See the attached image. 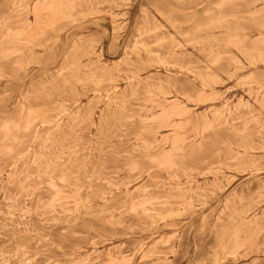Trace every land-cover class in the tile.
Here are the masks:
<instances>
[{
	"label": "rangeland",
	"instance_id": "1",
	"mask_svg": "<svg viewBox=\"0 0 264 264\" xmlns=\"http://www.w3.org/2000/svg\"><path fill=\"white\" fill-rule=\"evenodd\" d=\"M50 1L0 0V264H264V0Z\"/></svg>",
	"mask_w": 264,
	"mask_h": 264
},
{
	"label": "bare ground",
	"instance_id": "2",
	"mask_svg": "<svg viewBox=\"0 0 264 264\" xmlns=\"http://www.w3.org/2000/svg\"><path fill=\"white\" fill-rule=\"evenodd\" d=\"M34 10V13H35V15H38V14H40L41 12H43V11H46V12H54L55 11V9H54V4H52V1H50V0H42V2H39V4L36 6V8L35 9H33ZM38 19V18H37ZM30 23V22H29ZM40 25V24H39ZM9 32V31H8ZM15 34V33H14ZM23 34V33H22ZM148 47V46H147ZM132 49H133V47H132ZM136 49V48H135ZM14 51V50H13ZM5 53V55H8V51H5L4 52ZM17 55V54H16ZM87 78V77H86ZM92 80V79H91ZM205 88V87H204ZM159 93V92H158ZM150 96V95H149ZM213 99V98H212ZM152 100V99H151ZM147 101V100H146ZM187 102H188V100H187ZM197 104H199V102L197 103ZM166 104H162L161 106H159V107H161V109H162V112H161V114H160V116H159V120H160V122H161V125L162 126H164V127H167V126H169L168 124H170V120L173 118V117H175V116H179L180 115V113H181V110H180V107L178 106V105H176V104H173V105H170V106H165ZM125 107V106H124ZM226 109V108H225ZM264 109V108H263ZM188 111V110H187ZM176 118V117H175ZM220 119V118H219ZM228 121V120H227ZM5 125V129H9V127L10 126H8V124L7 123H5L4 124ZM161 126V127H162ZM212 129V128H211ZM27 130H30V128L29 129H27ZM8 131V130H7ZM185 142H187V141H185ZM147 146V145H146ZM145 146V147H146ZM30 150V149H29ZM253 151V150H252ZM20 158V157H19ZM240 158V157H239ZM151 159H152V161H154V162H156V164L157 165H159V166H161V165H164L165 167H172L173 165H175L176 166V164H173V161L171 160V157L169 156V154H167V153H161V154H159L158 155V157L157 158H155L154 156H152L151 157ZM47 162V161H46ZM191 172V171H190ZM32 177V176H31ZM171 178V177H170ZM41 179H39V181H40ZM26 182V181H25ZM21 186V185H20ZM51 186V185H50ZM49 186V187H50ZM54 187V186H53ZM57 188V187H56ZM55 188V189H56ZM90 190V189H89ZM57 199V198H56ZM166 200V199H165ZM164 200V201H165ZM170 201V200H169ZM60 202H62V201H60ZM142 206V205H141ZM147 209L145 208H143V212H145ZM180 211V210H179ZM149 212V211H148ZM223 212V211H222ZM223 214V213H222ZM28 215V214H27ZM184 215V214H183ZM162 217V216H161ZM24 219V218H23ZM118 226V225H117ZM19 227V226H18ZM25 227H26V225H25ZM24 233H25V231H24ZM238 236V235H237ZM236 236V237H237ZM172 238V237H171ZM226 251V250H225ZM153 255V254H152ZM248 255V254H247ZM231 257V256H230ZM24 259H25V257H24Z\"/></svg>",
	"mask_w": 264,
	"mask_h": 264
}]
</instances>
